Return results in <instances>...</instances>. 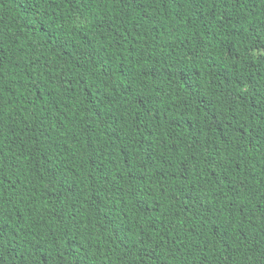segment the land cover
Segmentation results:
<instances>
[{
    "label": "trees",
    "instance_id": "16d2710c",
    "mask_svg": "<svg viewBox=\"0 0 264 264\" xmlns=\"http://www.w3.org/2000/svg\"><path fill=\"white\" fill-rule=\"evenodd\" d=\"M0 264H264V0H0Z\"/></svg>",
    "mask_w": 264,
    "mask_h": 264
}]
</instances>
